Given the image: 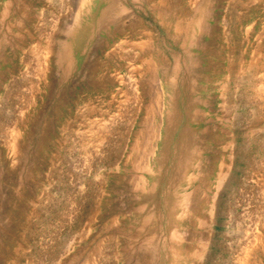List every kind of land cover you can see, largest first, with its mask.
I'll return each instance as SVG.
<instances>
[{
	"label": "rangeland",
	"instance_id": "374dc122",
	"mask_svg": "<svg viewBox=\"0 0 264 264\" xmlns=\"http://www.w3.org/2000/svg\"><path fill=\"white\" fill-rule=\"evenodd\" d=\"M0 264H264V0H0Z\"/></svg>",
	"mask_w": 264,
	"mask_h": 264
},
{
	"label": "bare ground",
	"instance_id": "6f19581e",
	"mask_svg": "<svg viewBox=\"0 0 264 264\" xmlns=\"http://www.w3.org/2000/svg\"><path fill=\"white\" fill-rule=\"evenodd\" d=\"M8 33H9V32H8ZM151 69H152V68H151ZM151 69H150V70H151ZM150 70H149V71H150ZM193 165H194V164H193Z\"/></svg>",
	"mask_w": 264,
	"mask_h": 264
}]
</instances>
